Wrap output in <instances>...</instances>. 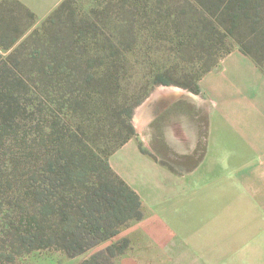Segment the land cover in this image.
I'll return each instance as SVG.
<instances>
[{"label": "trees", "instance_id": "16d2710c", "mask_svg": "<svg viewBox=\"0 0 264 264\" xmlns=\"http://www.w3.org/2000/svg\"><path fill=\"white\" fill-rule=\"evenodd\" d=\"M76 1L62 0L6 55L35 14L20 0L0 1V151L16 149L0 155V238L8 252L53 247L76 256L142 216L140 196L109 162L136 136L133 110L148 94L135 96L141 85L129 97L119 94L139 11L105 0L121 15L112 24L109 6L79 17ZM173 3L163 31L177 45L176 58L199 57L205 73L233 41L264 73V0ZM198 78L175 83L199 93ZM126 244L107 246L82 264H102L105 254L104 264H113L110 257Z\"/></svg>", "mask_w": 264, "mask_h": 264}, {"label": "rangeland", "instance_id": "374dc122", "mask_svg": "<svg viewBox=\"0 0 264 264\" xmlns=\"http://www.w3.org/2000/svg\"><path fill=\"white\" fill-rule=\"evenodd\" d=\"M22 1L26 2L28 4L26 6L34 12L35 22L10 49L3 52L4 55L18 45L34 28L39 27L62 0ZM109 1L114 4V0ZM173 2L174 0H124L125 7L129 11L135 8L136 12H139L136 14L133 27V30L137 32V38L134 49L128 56V69L121 77L119 94L129 97L139 85L142 87L135 91V96L147 89V96L133 110L131 122L136 136L132 138L137 137L139 147L143 149L141 152L145 156L169 172H161L158 168H153L154 176L148 179L149 183L140 182L137 184L139 187L136 185L139 189L150 188L151 192L146 202L153 205L155 203V208L145 211V208L141 206V218L128 220L118 228L116 235L76 256H69L53 247L24 252L15 249L8 252L4 247V242L7 243V241L0 238V264H82L92 254L106 249L107 246L116 244L117 248L120 247L122 240H126V247L121 253L113 258L110 257L113 264H215L211 258H207L208 253L222 252L229 248V245L240 236L242 229L245 230L244 234L253 238V226L244 224L242 216L238 215L240 211L238 195L240 194L234 189L237 188L235 173H232L227 180L231 186H235L230 191L216 186L215 183L200 181L192 192L191 200L190 189L193 187H188L189 193H185L184 188L176 190V182L173 181L172 174L183 180L189 177L187 166L190 163V146L188 142L193 125L189 124L188 120L187 124L170 123L184 120L187 111L184 102L192 97L190 93L198 96L200 104L196 113V123H194L198 127L199 136L196 153L198 158L203 157L206 146L205 142H202L201 135L204 136L207 131L209 101L205 99L202 92L195 93L175 82H185L187 79L199 77L197 82L200 87L204 75L218 69L228 54L239 49L235 42L230 41L229 46L232 50L220 60L217 67L205 73L201 71L202 63L199 62V57L189 61L176 58L177 54H174L173 50L177 49V45H173L171 37L163 31L168 30L167 27L170 26L172 19L170 7L174 5ZM99 4L109 6L112 12L108 13L107 19L112 20V24L117 23L118 16L121 15L112 5L105 3V0H99V2L77 0V15L87 16L91 8L93 6L98 8ZM16 14L22 13L16 11ZM26 23L25 19L19 23V26L23 27ZM156 80H167L172 83L154 84ZM162 88H179L181 93L164 95L160 92ZM176 98H179L176 104H166L173 102ZM143 111L149 112L152 117V121H147L144 127L141 126L142 122L139 118ZM144 117H146L145 114ZM165 120H168L169 124H165L163 122ZM175 125L177 129L174 128ZM179 125L183 128H178ZM7 151L16 152V149L13 145L10 149L8 146L6 150L0 151V155H4ZM128 155L126 154L127 157ZM116 158L123 160L124 155L114 156V159ZM133 162L134 167L150 169L147 164ZM205 177L203 175L200 178ZM161 195L166 196V201H160ZM157 203H161L167 209L158 210ZM3 235L1 232L0 237ZM249 245L253 246L254 242H249ZM117 248L113 249L114 253ZM105 259L106 254L100 262L104 264Z\"/></svg>", "mask_w": 264, "mask_h": 264}, {"label": "crops", "instance_id": "0c3cea01", "mask_svg": "<svg viewBox=\"0 0 264 264\" xmlns=\"http://www.w3.org/2000/svg\"><path fill=\"white\" fill-rule=\"evenodd\" d=\"M23 3L28 6L26 2ZM200 92L209 101L207 131L204 136L201 135L206 146L203 157L198 158L196 153L199 136L198 127L194 123L200 104L198 96L190 93L191 100L187 98L184 102L187 108L184 120L170 123L187 124L189 121L193 125L188 142L189 177L183 180L172 174L176 190L184 188L185 193H189L188 187H193L190 189L191 200L192 192L200 181L212 182L230 191L235 186H231L227 180L235 173L237 188L234 189L240 194L238 215L242 216L244 224L253 226V238L244 234L245 230L242 229L240 236L229 248L222 252L211 251L207 258H211L215 264H264V73L251 57L234 50L223 59L218 69L204 75L200 82ZM178 101L179 98H176L166 104L172 105ZM139 118L142 127L147 125V121H152L149 112L145 111ZM163 122L169 124L168 120ZM174 128L177 129V126ZM178 128L183 127L179 125ZM136 138H131L117 149L110 156L109 162L113 170L138 193L146 211L155 208V203L146 202L150 188L139 189L137 184L149 183L153 168L161 172L168 171L141 152ZM232 145L235 147H230ZM126 154H129L128 157ZM119 155H124L123 160L114 159V156ZM133 161L147 164L150 169L134 167ZM203 175L206 177L200 178ZM160 201H166V196L161 195ZM157 206L158 210L167 209L161 203H157ZM251 239L253 246L249 245Z\"/></svg>", "mask_w": 264, "mask_h": 264}, {"label": "bare ground", "instance_id": "6f19581e", "mask_svg": "<svg viewBox=\"0 0 264 264\" xmlns=\"http://www.w3.org/2000/svg\"><path fill=\"white\" fill-rule=\"evenodd\" d=\"M163 89V90H162ZM160 90L161 93H163L164 95L167 93H181L179 88H162Z\"/></svg>", "mask_w": 264, "mask_h": 264}]
</instances>
